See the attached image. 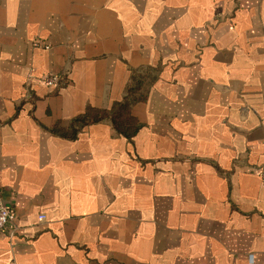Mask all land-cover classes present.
Instances as JSON below:
<instances>
[{
  "label": "crops",
  "instance_id": "crops-1",
  "mask_svg": "<svg viewBox=\"0 0 264 264\" xmlns=\"http://www.w3.org/2000/svg\"><path fill=\"white\" fill-rule=\"evenodd\" d=\"M263 147L264 0H0V264H264Z\"/></svg>",
  "mask_w": 264,
  "mask_h": 264
},
{
  "label": "trees",
  "instance_id": "trees-1",
  "mask_svg": "<svg viewBox=\"0 0 264 264\" xmlns=\"http://www.w3.org/2000/svg\"><path fill=\"white\" fill-rule=\"evenodd\" d=\"M147 81L144 74L135 73L122 101L110 110L100 109L95 113L87 112L78 116L68 129L61 130V134L74 138L85 125L110 119L118 132L132 137L138 126L133 123V117L130 116L129 111L133 104L147 98Z\"/></svg>",
  "mask_w": 264,
  "mask_h": 264
},
{
  "label": "built area",
  "instance_id": "built-area-1",
  "mask_svg": "<svg viewBox=\"0 0 264 264\" xmlns=\"http://www.w3.org/2000/svg\"><path fill=\"white\" fill-rule=\"evenodd\" d=\"M62 78H63L62 74L52 73L43 76L42 80L49 87H56L58 86ZM263 151H264V147H263ZM259 176L264 182V165L259 171ZM14 219H15V212L9 205H7L0 191V231L6 229L9 226V224L13 222Z\"/></svg>",
  "mask_w": 264,
  "mask_h": 264
}]
</instances>
